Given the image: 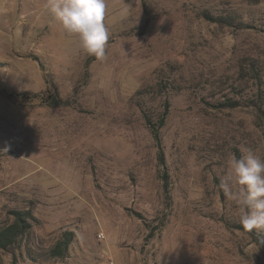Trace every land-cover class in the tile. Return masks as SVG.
Here are the masks:
<instances>
[{"label":"rangeland","instance_id":"1","mask_svg":"<svg viewBox=\"0 0 264 264\" xmlns=\"http://www.w3.org/2000/svg\"><path fill=\"white\" fill-rule=\"evenodd\" d=\"M47 3L0 9V225L36 217L0 264H264V231L235 228L220 187L231 157L264 160V0H106V55L90 62Z\"/></svg>","mask_w":264,"mask_h":264},{"label":"clouds","instance_id":"2","mask_svg":"<svg viewBox=\"0 0 264 264\" xmlns=\"http://www.w3.org/2000/svg\"><path fill=\"white\" fill-rule=\"evenodd\" d=\"M46 8L66 33L79 37L88 55L105 57L109 40L106 0H48ZM220 187L239 206L243 229L264 231V160L251 150L239 159L231 157Z\"/></svg>","mask_w":264,"mask_h":264},{"label":"trees","instance_id":"3","mask_svg":"<svg viewBox=\"0 0 264 264\" xmlns=\"http://www.w3.org/2000/svg\"><path fill=\"white\" fill-rule=\"evenodd\" d=\"M144 10L146 15H150L149 7L146 2H143ZM203 16L211 22H215L218 24H227V19H220L217 17H214L210 14H203ZM151 22L150 16L147 17L145 24H144V30L145 32ZM96 57L93 56L88 62L95 60ZM259 63L258 60H254L251 63V71L253 72V76L257 80L261 79V72L259 69ZM165 112L160 118V124L159 126H153L152 127V133L159 145V158L162 163H164V151L162 149V143H161V137H160V128L164 126L166 121V116L169 112L170 104L169 101H165ZM50 106L52 107H67L70 106V100H62L59 96L54 95L52 96L50 100ZM229 107H237L239 104L237 102L227 103ZM260 112L264 115V110L262 107H260ZM152 125V123H150ZM165 189L168 188V175H165ZM8 221L4 224L0 225V249L12 253L15 256V252L18 248V245L20 244V240L23 239L25 236L30 235L33 228H34V222L36 220L34 211L32 209H14L9 211ZM235 228L244 230L241 224L234 225ZM75 232L67 230L63 232L61 237L53 244V246L50 249V256L53 258L58 259H64L69 251V248L71 244L75 240ZM264 239V235L261 234L259 238H256V243L258 246H260L262 249H264V243L262 241ZM33 249L29 250V256L32 258L34 262H37V257L34 256Z\"/></svg>","mask_w":264,"mask_h":264},{"label":"crops","instance_id":"4","mask_svg":"<svg viewBox=\"0 0 264 264\" xmlns=\"http://www.w3.org/2000/svg\"><path fill=\"white\" fill-rule=\"evenodd\" d=\"M12 0H0V9L7 8L9 4L11 5Z\"/></svg>","mask_w":264,"mask_h":264},{"label":"built area","instance_id":"5","mask_svg":"<svg viewBox=\"0 0 264 264\" xmlns=\"http://www.w3.org/2000/svg\"><path fill=\"white\" fill-rule=\"evenodd\" d=\"M99 237H100L101 239H104V238H105V234H104L103 232H101V233L99 234ZM111 264H114V263H111Z\"/></svg>","mask_w":264,"mask_h":264}]
</instances>
